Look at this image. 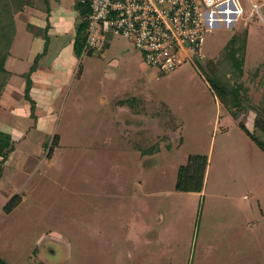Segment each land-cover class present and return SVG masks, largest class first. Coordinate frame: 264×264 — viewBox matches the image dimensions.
<instances>
[{
  "label": "rangeland",
  "instance_id": "obj_1",
  "mask_svg": "<svg viewBox=\"0 0 264 264\" xmlns=\"http://www.w3.org/2000/svg\"><path fill=\"white\" fill-rule=\"evenodd\" d=\"M60 1L82 20L77 0ZM238 4L234 26L207 31L200 61L160 72L129 39L106 33L105 47L80 53L78 72L48 96L32 95L28 65L42 60L41 45L51 58L75 32H28L16 18L17 64L0 97V123L11 126L9 139L0 134L11 143L0 157L6 264H264V137L254 128L264 122V0ZM231 36L244 43L239 117L206 80ZM21 100L31 118L12 111ZM193 154L208 157L203 189L178 191Z\"/></svg>",
  "mask_w": 264,
  "mask_h": 264
},
{
  "label": "built area",
  "instance_id": "obj_2",
  "mask_svg": "<svg viewBox=\"0 0 264 264\" xmlns=\"http://www.w3.org/2000/svg\"><path fill=\"white\" fill-rule=\"evenodd\" d=\"M88 5L81 53L101 51L105 34L129 39L147 65L172 71L203 59L204 36L244 14L238 0H77Z\"/></svg>",
  "mask_w": 264,
  "mask_h": 264
},
{
  "label": "trees",
  "instance_id": "obj_3",
  "mask_svg": "<svg viewBox=\"0 0 264 264\" xmlns=\"http://www.w3.org/2000/svg\"><path fill=\"white\" fill-rule=\"evenodd\" d=\"M27 0H0V96L10 78V71L5 66V59L9 54L10 44L15 34L14 12L17 11ZM30 1V0H29ZM80 15L82 20L77 25L76 33L73 40V53L78 57L81 53L82 45L85 35L83 31L86 30L87 21L86 15L89 11L88 5L78 3ZM243 48L242 40L231 36L224 46L221 60L218 61L219 70L212 75L211 72H206V80L219 101L233 114L234 117H239L243 111L242 86L236 82L235 71L240 69L243 63ZM203 66V64H202ZM33 68V66H32ZM78 72V71H77ZM230 73L235 77L231 82L226 76ZM256 111V110H255ZM240 126L245 130L243 123ZM254 128L259 130L264 137V122L259 121L258 118L254 120ZM248 131V129H246ZM8 138V134H4ZM251 137H257L251 133ZM9 139V138H8ZM2 140V139H0ZM3 141V140H2ZM57 136L54 135L52 143H56ZM2 143V142H1ZM0 143V157L2 162L6 161L11 148H8L11 143L5 139L3 144ZM257 146L264 150V138L256 139ZM8 148V149H6ZM3 149V151H2ZM6 149V150H5ZM208 165V157L204 154L189 155L186 163L179 167L175 189L178 191L196 192L202 191L204 186V179ZM17 202V196H13L4 206V210L9 212ZM0 264H6L0 258Z\"/></svg>",
  "mask_w": 264,
  "mask_h": 264
},
{
  "label": "crops",
  "instance_id": "obj_4",
  "mask_svg": "<svg viewBox=\"0 0 264 264\" xmlns=\"http://www.w3.org/2000/svg\"><path fill=\"white\" fill-rule=\"evenodd\" d=\"M45 1L46 2L44 3V0H27L17 11L14 12L15 34L12 42L16 35V18H20L24 23L26 31H28L29 26L32 25L35 26L36 29L41 30L49 27V32L55 35L67 34L72 31L76 33L77 23L79 21L77 20V10L75 5L70 1L67 4L62 3L60 0H57L56 3H50V1L47 2V0ZM75 33H72L73 35L70 43L61 47L58 53L51 58L46 55V50L41 45L40 49L44 50L42 60L45 59V63L41 60L40 63H35V67L33 68L32 64L28 65V68L33 70L31 72V82L33 83L31 86L32 95H51L54 92L53 88L58 83L62 82L61 80L66 75L70 78L77 72L75 68L77 57L73 53V40ZM33 37L35 40H38L36 35ZM16 64L17 63H14V61L10 59V55L8 54L4 66L11 72L10 78L13 74L10 68H14ZM12 111L14 113H19L18 115L22 117H32V115H30L29 107L24 103V100L19 101L18 107L13 106ZM36 112V115H38L39 111L36 110ZM6 125L8 124L0 123V134L4 133L5 135H11V126L6 127ZM13 127L11 129H15Z\"/></svg>",
  "mask_w": 264,
  "mask_h": 264
}]
</instances>
